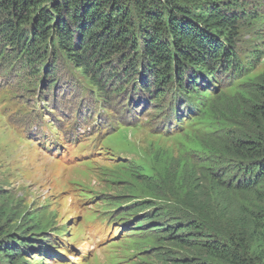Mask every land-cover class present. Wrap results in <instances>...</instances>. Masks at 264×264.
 Segmentation results:
<instances>
[{"label": "rangeland", "instance_id": "obj_1", "mask_svg": "<svg viewBox=\"0 0 264 264\" xmlns=\"http://www.w3.org/2000/svg\"><path fill=\"white\" fill-rule=\"evenodd\" d=\"M174 1L239 16V70L186 71L190 97L171 82L154 102L140 75L104 94L62 52L8 60L0 47V241L26 245L0 264H229L208 246L235 241L249 258L263 248L264 195L230 185L247 166L235 146L264 134L253 113L264 104V0ZM137 56L111 58L120 80L130 64L140 74Z\"/></svg>", "mask_w": 264, "mask_h": 264}, {"label": "trees", "instance_id": "obj_2", "mask_svg": "<svg viewBox=\"0 0 264 264\" xmlns=\"http://www.w3.org/2000/svg\"><path fill=\"white\" fill-rule=\"evenodd\" d=\"M124 1L0 0L2 12L9 16L0 22L1 58L18 60L26 55L38 62L43 58L41 50L49 47L56 55L62 52L104 94L109 89L114 93L123 91L124 83L140 75L138 86L155 95L154 102L165 95L163 89L171 82L188 97L196 93L197 88H193L197 81L191 76L186 82V71H205L212 76L216 74L217 62L226 71L239 70L231 52L238 36L239 16L228 4L224 7L214 3L206 13L193 14L174 0H149L151 4L164 3L161 10L156 5L147 6L146 0H134L143 19L138 23ZM128 51L142 55L144 66L139 74L138 67L130 64L120 80L111 58L129 60ZM262 90L264 96V86ZM253 113L264 125V104L256 105ZM234 151L247 166L243 168L244 179H237L230 186L264 195V134L240 141ZM259 237L264 242V232ZM235 243L227 241L225 245L208 247L229 264H264V245L261 250L248 253L254 255L249 258ZM25 247L23 243L10 247L0 241V256L16 262Z\"/></svg>", "mask_w": 264, "mask_h": 264}]
</instances>
